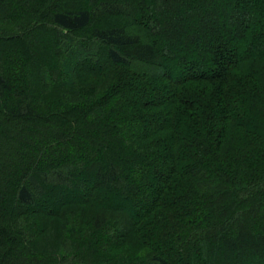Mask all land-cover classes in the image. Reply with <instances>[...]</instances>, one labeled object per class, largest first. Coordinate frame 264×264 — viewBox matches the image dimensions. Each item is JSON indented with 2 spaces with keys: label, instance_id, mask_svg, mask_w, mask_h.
Listing matches in <instances>:
<instances>
[{
  "label": "trees",
  "instance_id": "trees-1",
  "mask_svg": "<svg viewBox=\"0 0 264 264\" xmlns=\"http://www.w3.org/2000/svg\"><path fill=\"white\" fill-rule=\"evenodd\" d=\"M0 264H264V0H0Z\"/></svg>",
  "mask_w": 264,
  "mask_h": 264
},
{
  "label": "rangeland",
  "instance_id": "rangeland-1",
  "mask_svg": "<svg viewBox=\"0 0 264 264\" xmlns=\"http://www.w3.org/2000/svg\"><path fill=\"white\" fill-rule=\"evenodd\" d=\"M239 16H241V15H239ZM227 21H231V19H229ZM227 24H228V22H227ZM247 30H246V32H251L252 31L249 28ZM194 45H195V41H192V42L188 43V46H187V44L184 45L183 48H182V50H180V52L183 53V55H187V54H189V49H191L192 47H194ZM205 49L208 50L210 54L213 53V49H211L210 46H208V47L205 46ZM233 53H235V51H233ZM211 55H212V58H213V54H211ZM208 63H209V60H203L202 62H199L198 70H196L195 72H199V73H205V72H207V69H208L207 65H208ZM99 65L100 64L95 65L94 63H91V65H90V63H89V65L87 67L90 68V69L91 68L92 69H98V66ZM50 66H52V64ZM140 69L141 70L150 71V72H153V71L156 72L157 71L156 69H148L146 67H140ZM168 75H169V77H172V78L177 76V75H172V74L171 75L168 74ZM158 166H160V165H158ZM155 169H157V167H155ZM86 194H87L86 191H80V192L78 191V194H75V195H78L79 198H84V197H86ZM115 200L109 201L108 204L111 205V206H113L114 203H115ZM35 208H38L39 210H45L46 211V210H49V209L53 208V203L51 201L45 200L44 202L38 203V205H36ZM143 209L145 210L146 208L145 207L141 208V210H143Z\"/></svg>",
  "mask_w": 264,
  "mask_h": 264
}]
</instances>
